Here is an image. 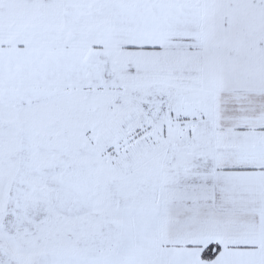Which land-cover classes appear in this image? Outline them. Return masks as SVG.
Returning <instances> with one entry per match:
<instances>
[{"label": "snow or ice", "instance_id": "1", "mask_svg": "<svg viewBox=\"0 0 264 264\" xmlns=\"http://www.w3.org/2000/svg\"><path fill=\"white\" fill-rule=\"evenodd\" d=\"M0 264H264V0H0Z\"/></svg>", "mask_w": 264, "mask_h": 264}]
</instances>
